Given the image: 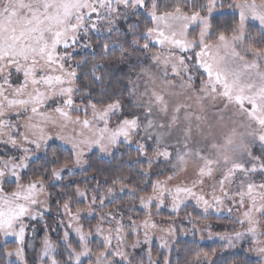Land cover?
Wrapping results in <instances>:
<instances>
[{
	"label": "snow or ice",
	"instance_id": "obj_1",
	"mask_svg": "<svg viewBox=\"0 0 264 264\" xmlns=\"http://www.w3.org/2000/svg\"><path fill=\"white\" fill-rule=\"evenodd\" d=\"M225 211L239 230L197 223ZM205 229L264 264V0H0V255L172 264Z\"/></svg>",
	"mask_w": 264,
	"mask_h": 264
},
{
	"label": "trees",
	"instance_id": "obj_2",
	"mask_svg": "<svg viewBox=\"0 0 264 264\" xmlns=\"http://www.w3.org/2000/svg\"><path fill=\"white\" fill-rule=\"evenodd\" d=\"M131 155L135 156V152L134 151L131 152ZM124 159L127 160V156H125ZM93 162L96 166L114 168L116 164L118 163V159L111 160L110 164L107 162H98L95 160ZM92 171L93 169H88V174H91ZM83 175L84 173H78L76 176L73 177V179L82 181ZM81 186L83 187V183L81 184ZM123 199L125 203L130 202V198L126 195L123 196ZM135 203L137 204V206L139 205V201H136ZM55 207H56L55 203H53L52 209H55ZM184 212H189V211H187L186 209ZM221 218L223 217L221 216ZM221 218L217 219L215 215H211L203 221H205L206 223L212 222L213 224H216L218 226V224L223 223V220L221 222ZM178 238L180 240V243L176 244L170 253L172 264H183L185 258L188 256L189 250L196 249L197 246L199 247V249L203 251H207L209 253H211L213 249H216V252H217L216 259H217L218 264H225V261H227L228 264H231L233 260L236 261V264H240L242 260H246L247 264H257V257L254 256L253 254H246L243 250L223 251L221 246L216 243H212V244L201 243L194 237L179 236ZM15 247H16L15 243L10 242V241H5L0 238V251H2L3 249H12ZM36 247L39 248V245H37ZM26 250L29 253L30 250L28 248H26ZM4 259L8 260V258H5L2 255H0V262H2ZM9 262L11 264V261Z\"/></svg>",
	"mask_w": 264,
	"mask_h": 264
},
{
	"label": "rangeland",
	"instance_id": "obj_3",
	"mask_svg": "<svg viewBox=\"0 0 264 264\" xmlns=\"http://www.w3.org/2000/svg\"><path fill=\"white\" fill-rule=\"evenodd\" d=\"M111 206H113V205H111ZM111 206L108 205V207H111ZM75 207L76 206L74 205L73 210H75ZM80 207H83V205H80ZM52 210H54V211H52L51 214L47 216L48 217L47 220H48L49 226H52L54 224L53 217L56 216V207H55V209H52ZM106 210H107V207L105 208V211ZM155 211H156L155 208H153V212H155ZM187 211L191 212V211H193V208L191 206H189L187 208ZM196 211L199 212L200 210H196ZM186 214H187V212H182L181 213L182 216L183 215H186ZM139 215L141 216V219H142L143 218V214L140 213ZM212 215H215V214L213 213ZM167 216H168L167 209H164L162 211V214L160 216H157L156 219L157 220L167 219ZM222 217L223 218H221V222L223 220V223L222 224H218V226L216 224H213L212 222L206 223L203 220H198L197 223L199 224V226L201 228H203L205 224L211 225V230L213 231V233H224L226 231H231L233 229L239 230V226L238 225L233 224L231 222V220L226 219V217H227V212L226 211L223 213ZM57 219H58V217H57ZM96 222H97L96 219H90V220L82 221V223H84V225H85V229H87L89 223H91V225L94 226L96 224ZM178 227H179V225H178ZM183 227L190 228L191 225L185 223L183 225ZM60 234L62 235V233H60ZM44 235H45V231L43 229V225H41L38 228V230H37V232L35 234H32L31 232H29V234L27 236V239L30 240L35 246H37V245H40L41 240L44 237ZM50 235H51V238L53 240H56L57 233L52 232V233H50ZM157 235H159V234H157ZM185 237H193V236L192 235H189V236H185ZM0 238L3 239V240H5V241H10V242L15 243L14 242V239L12 237H8V238L0 237ZM194 238H196L201 243H208V244L216 243V244H218L220 246L222 244V242L219 241L218 239H215V238L214 239H208V230L207 229H205L204 232H203V239H201V234L200 233H197ZM145 247H148V246H145ZM243 247L246 248V247H248V245L247 244H244ZM151 248H152V251H153V256H155L156 253H157V250L159 249V240H157V239L154 238L153 241H152V243H151ZM28 249L30 251L28 253V251L26 250V255H27V259L29 261H31L34 258V252H33V250L31 248H28ZM37 250H38V248H37ZM232 250H243V249L242 248H237V249H232ZM8 260L11 261V262H13V261H15V257H10V258H8Z\"/></svg>",
	"mask_w": 264,
	"mask_h": 264
}]
</instances>
